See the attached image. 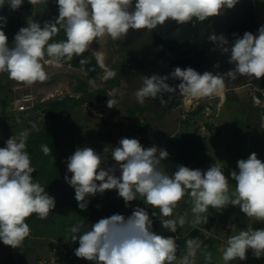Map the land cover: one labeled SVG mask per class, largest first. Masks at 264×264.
Instances as JSON below:
<instances>
[{
  "label": "clouds",
  "instance_id": "9594fccd",
  "mask_svg": "<svg viewBox=\"0 0 264 264\" xmlns=\"http://www.w3.org/2000/svg\"><path fill=\"white\" fill-rule=\"evenodd\" d=\"M6 3L16 11L24 0H0V9ZM28 3L35 8L48 0H28ZM56 3L58 17L45 21L43 26L28 18L27 26L15 34L11 47L3 31L6 18L0 17V74L7 73L9 79L29 87L43 83L50 79L46 65L60 68L64 61L88 51L94 42L103 47L109 39H123L130 30L150 33L167 21L177 25L202 23L218 16L225 8H234L238 0H56ZM60 29L67 39L49 43ZM209 39L229 55L231 69L225 73L205 71L201 74L192 67H175L168 75H141V87L132 94L137 103L144 104L146 99L155 100L160 95V103L164 105L162 94L177 90L199 100L223 91L226 78L235 80L245 76L259 80L264 77V25L255 35L245 32L242 37L236 36L230 46L223 35L213 34ZM92 51L100 66L105 67L103 53ZM45 56L50 59L45 60ZM84 63L86 61L82 60L81 64ZM115 75L114 71L106 70L105 78ZM169 79L179 83L172 86ZM107 104L109 108L114 107L115 101L109 99ZM28 135V130L21 131L0 147V241L14 249L30 235L26 219L33 214L41 220L47 219L56 206L55 198L33 180L36 169L26 151ZM41 149L45 155L51 154L48 145H41ZM106 154L114 165H108ZM168 155L166 149L155 145L145 148L139 139L126 137L120 139L118 147L106 145L103 154L91 147H77L67 158L71 177L65 175L64 179L74 188L81 210H87L88 197L116 190L126 207L139 198L159 209L160 215L167 218L160 220L162 227L173 233L178 225L182 227L187 222L186 214L175 212L185 197L192 205L193 224L207 223L205 214L210 208L222 211L229 205L238 206L250 220L264 222V162L255 152L247 159H239L238 171L230 172L236 182L234 190H230L229 178L221 163L214 162L207 170L178 165L169 175L161 166ZM152 224L148 211L141 207H136L127 218L121 214L101 218L86 230L82 219L69 229L71 242L78 240L79 243L74 254L93 264H174L177 261L178 264H196L197 250L201 246L197 238L186 241L187 254L178 259L176 238L156 234ZM249 250L257 259L264 257V229L241 230L230 236L226 246L220 249L225 264L246 260ZM205 264H212L210 253L205 255Z\"/></svg>",
  "mask_w": 264,
  "mask_h": 264
},
{
  "label": "rangeland",
  "instance_id": "374dc122",
  "mask_svg": "<svg viewBox=\"0 0 264 264\" xmlns=\"http://www.w3.org/2000/svg\"><path fill=\"white\" fill-rule=\"evenodd\" d=\"M253 5L258 27H260L264 25V0H254ZM0 17L6 18V27L3 28V31L7 35L11 47L14 44L15 34L21 27L27 26L28 18H32L43 26L45 21H53L58 17V6L56 0H48V3L38 4L33 8L28 0H24L22 6L13 11L6 3L0 9ZM15 21L19 22V29L12 31ZM151 33L152 36H148L147 39L146 36L150 33L146 30H130L128 35L119 41L109 39L110 59L107 63L108 68L100 67L92 78L115 82L116 75L105 78L106 70L116 73L115 63L123 62L124 65L119 66L120 82L118 86L114 87L119 88V93L114 94V96L112 95L114 88L102 89L99 92L69 75L51 74L47 65L46 70L50 74V79L30 87L9 79L7 73L0 74V110L2 109L4 112L3 119L10 129L17 128L19 133L28 130L27 139L32 140L33 143L35 139L38 143H35L34 154L37 170L36 174L33 175V180L44 186L49 195L56 185L54 164L59 162L60 165H67V158L74 153L77 147H91L98 154H103L106 145L118 147L120 139L135 138L133 131L135 123L129 114V110L134 109V107L145 109L144 112H135V115L141 122L147 121V134L154 133L156 136L155 141L151 134L146 144V137H143L145 148L151 142L159 148L167 149L169 141L174 140L178 134L184 133L195 145H201L207 166L201 167V170H207L214 162L221 163L225 176L230 177L231 171H238L237 161L247 159L253 152L264 162V88L263 90L257 89V80L252 78L244 80V76H238L240 79L235 80L228 79L224 102L218 95H213L199 100L192 99L191 102L187 103L186 98L188 97L180 93L169 108L159 104L160 95L155 100L146 99L144 104L137 103L132 94L141 87L139 77L141 75L151 76V73L145 71L142 65V60L148 54H146L145 49L156 46L158 41V37L154 35L155 32L151 31ZM54 38L55 36L49 43H54ZM140 39L143 40L138 41ZM126 54L130 56L128 59H126ZM48 59L50 58L45 56V60ZM85 73L91 77L88 72ZM61 79L66 80L70 90L64 89L58 94L49 96L48 93L53 91ZM99 93L102 94L101 100L94 102L100 96ZM22 95L32 98L31 109L25 113H18L13 105V99ZM68 97L82 102L79 105L70 106L58 146L56 148L49 146L52 150L51 154L45 155L41 145H47V142L51 141L50 135L55 136L59 130L58 124H53L47 116L49 107L52 102L62 101ZM109 99L115 101L114 107H108ZM160 114L162 116H159ZM33 125H35L34 128ZM173 130L175 133L172 134ZM250 141L253 143V147L247 149ZM224 144L229 146L226 153L222 148ZM53 152L54 156H52ZM106 158L108 165L115 164L110 156L107 157V154ZM161 166L163 168V164ZM116 175H120L119 171L116 172ZM229 182L230 190H234L236 182L231 178H229ZM190 206L192 205L188 197H185L178 203L175 210L184 214ZM136 207L145 208L148 211L153 221L152 225L160 221L153 220L151 213L155 209L146 205L142 199L138 198L132 202L130 207L132 212ZM228 207L222 211H208L205 214L208 216V222L196 224V227L192 223L193 214L187 210V222L180 227L185 236L195 234L194 238L201 242V246L197 250L196 264L205 262V255L208 253L212 256L213 264H216L215 261L218 264H225L220 249L226 246V241L232 236V233L240 232L244 228L243 225L253 229H264V222L248 219L238 206L229 205ZM96 222V218L92 219V222L87 226L90 228ZM186 254L187 250L177 253V257L179 259ZM251 254L253 255L252 251ZM237 262L238 260L229 262V264H237ZM174 264H178V261ZM250 264H264V257L251 259Z\"/></svg>",
  "mask_w": 264,
  "mask_h": 264
},
{
  "label": "crops",
  "instance_id": "0c3cea01",
  "mask_svg": "<svg viewBox=\"0 0 264 264\" xmlns=\"http://www.w3.org/2000/svg\"><path fill=\"white\" fill-rule=\"evenodd\" d=\"M3 113L4 112L1 109L0 147L5 146V142L8 138L19 134V130L17 128L13 127L10 129L8 127L7 122L3 119ZM173 132L174 130L172 131V134ZM253 133L255 132L253 131ZM151 134L152 133H150V135ZM150 135L146 132V136H144L146 137L145 144L148 142L147 139ZM152 137L156 141L154 133L152 134ZM251 144L253 143L250 141L247 145V149H251L253 147ZM151 145H153V143H148V147ZM222 148L224 153H226L228 152L227 148L229 149V146L228 144H224ZM55 174V177H58L56 178V185L50 194V196L55 198V208L49 214L47 219L41 220L37 217L33 221H25L29 225L31 231L30 235L24 240L19 248L14 249L10 246L4 245L3 242L0 241V264H42L45 260L53 259L52 247L59 242H66L75 248L79 247L78 240L75 243L71 242L70 238L72 234L69 229L80 220L83 219L85 221L86 230L88 228L87 225L92 222V219L96 218L98 221L101 218H107L113 214H121L127 218L132 214L130 207L134 201L129 202L130 206L128 205L126 207L124 200L117 196L118 193L116 190H106L103 194L97 193L95 196L88 197L87 199L89 200V203L87 210H81L75 200L74 188L66 183L64 179L65 175H68L69 178L71 177V173L67 170V165H60ZM191 207L192 206L187 209L189 212H191ZM226 208L229 207L227 206ZM187 210L184 214L182 213V215L186 214L187 216ZM212 210L215 209H209V211ZM193 226L196 227V224ZM243 226L245 229L242 228L241 230H247L249 228L247 226L245 227V225ZM194 227L193 229H195ZM238 233L239 231L232 233V235H236ZM251 255V251H248L247 259L243 261L238 260L237 264H250L251 259H255V257ZM215 262L218 264L217 261ZM201 264H205V262H201Z\"/></svg>",
  "mask_w": 264,
  "mask_h": 264
},
{
  "label": "water",
  "instance_id": "95a60500",
  "mask_svg": "<svg viewBox=\"0 0 264 264\" xmlns=\"http://www.w3.org/2000/svg\"><path fill=\"white\" fill-rule=\"evenodd\" d=\"M196 23H198V39L194 40L193 44H187L191 52L189 55L185 54L184 57L181 58L183 59L182 65L178 64V62H174L171 64L170 68L166 70L167 65L163 62L164 55L157 54L154 63H157L158 65L152 67L153 70L155 69V71L160 75H168L175 67H180L181 69L192 67L201 74L205 71H211L213 73H225L233 67L231 64L227 66L229 55L223 53L221 48L217 44L213 43L209 37L213 34L217 36L223 35L229 41L230 46L236 36L242 37L245 32H252L255 35L258 33L259 29L252 0H238V3L234 8H225L218 16L211 17L202 23ZM195 31L196 29H194V32ZM93 56L97 61L96 55L93 54ZM128 58L129 55L127 54L126 59ZM181 59L177 58V60ZM197 59L198 70L196 68ZM217 64L219 67H215ZM98 65L100 66L99 63ZM122 65H124L123 62L115 63L116 81L113 83L107 82L106 80H97L89 77L87 73L77 68V72L68 75L71 78L85 83L94 89L108 90L118 86L121 76L119 66ZM252 79L256 80L255 78ZM260 79L264 80V77ZM168 83L172 86H175L177 83H179V81L169 79ZM162 97L167 98L169 102H173L176 96L174 93H165ZM152 231L164 237H174L177 239L176 232L173 233L164 229L161 225V221L152 225Z\"/></svg>",
  "mask_w": 264,
  "mask_h": 264
},
{
  "label": "trees",
  "instance_id": "16d2710c",
  "mask_svg": "<svg viewBox=\"0 0 264 264\" xmlns=\"http://www.w3.org/2000/svg\"><path fill=\"white\" fill-rule=\"evenodd\" d=\"M19 22L15 21L13 30L15 31L19 29ZM66 34L63 29H60V31L55 35L54 42H61L66 40ZM84 60L86 63L81 64V61ZM64 65H71L74 68L80 69L84 72H88V74L93 77L100 69V66L98 65L96 59L94 58L93 54L91 53L90 50L86 51L83 53L81 56H74L71 61H64ZM81 83V82H80ZM97 91H101L96 89ZM100 96H98L97 99L94 100V102H99L101 100L102 94L99 93ZM82 101L76 100L75 98L68 97L62 101H55L52 102L50 105V109L48 110L47 116L52 120L53 124H58L59 130H57V133L55 136L50 135V140L47 142V145L50 147L56 148L58 146V141L60 135L63 133V126L65 124V120L68 114V110L70 106L72 105H79ZM145 109L143 108H132L129 110V114L132 117V120L135 123V126L133 128L135 138L139 139L140 143L143 145V137L146 134L147 131V121L144 123H141L139 119L136 117L135 112H143ZM54 112H57V114H54ZM32 139H34L32 137ZM34 143L32 140L27 139L26 141V148L27 152L29 153L30 160H31V165L37 170V162L35 159V143L36 140L34 139ZM38 144V143H37ZM167 152H168V158L164 161H162L164 171L171 175L172 173L175 172L177 169L178 165H184L188 166L190 168L195 167V169H200L201 167H207L205 158H204V153L202 152L201 145H195L193 141L190 140L189 136L186 134H178L174 140H171L168 142V147H167ZM54 152L52 156H54ZM51 156V157H52ZM60 163L56 162L53 170L57 171L59 168ZM36 171L32 174L35 175ZM56 175V174H55ZM58 176H56L57 178ZM155 212L156 215H152V213ZM151 213V216L153 220L159 221L162 219H167L165 217H162L159 213V209H155ZM176 213L180 214L178 211L175 210ZM37 216L33 214L31 217L27 218V221H33ZM194 233V232H193ZM178 239L176 240L178 247L177 253L179 252H185L187 250L186 247V241L190 238H194L195 234H190V235H184L182 233L181 227L177 226V231H176ZM67 264H92L91 261H87L85 259H81L76 257L73 261L67 263Z\"/></svg>",
  "mask_w": 264,
  "mask_h": 264
},
{
  "label": "flooded vegetation",
  "instance_id": "af4514ba",
  "mask_svg": "<svg viewBox=\"0 0 264 264\" xmlns=\"http://www.w3.org/2000/svg\"><path fill=\"white\" fill-rule=\"evenodd\" d=\"M197 26H198V23L196 22H191V23L184 24V25H177L174 21H167L164 25L158 26L156 29L152 30L155 32L154 35L158 37V41H157L156 46H152L151 48L145 49L146 54L147 53L148 54L145 57V59L143 60L141 59L144 63V64L142 63V65L145 68V71L151 73V75L158 74V72H156L155 69L153 70L152 68L158 65L157 63L156 64L154 63V61L156 60L155 57H157L156 56L157 54L164 55L163 62L164 64L167 65L166 70H168V68H170L171 64L174 62H178V64L182 65L183 59L181 58H183L185 54L189 55L191 52L187 44L188 43L193 44L194 40L198 39ZM194 29H196L195 32H194ZM148 36H152V33L150 32V34L146 36L147 39H148ZM141 40L143 39H140L138 41H141ZM177 58H180L181 60H177ZM196 63H197L196 68L198 70V59ZM228 65L230 64L227 63V66ZM238 78L240 79V77ZM179 94L180 92L178 90L174 92V95L176 97ZM163 99L166 101L164 105L168 106L169 108L172 102H169L167 98H163ZM134 108H138V107H134ZM159 116H162V115L160 114ZM141 123H144V122H141ZM251 145L253 146V144Z\"/></svg>",
  "mask_w": 264,
  "mask_h": 264
},
{
  "label": "bare ground",
  "instance_id": "6f19581e",
  "mask_svg": "<svg viewBox=\"0 0 264 264\" xmlns=\"http://www.w3.org/2000/svg\"><path fill=\"white\" fill-rule=\"evenodd\" d=\"M252 2L254 3V0H252ZM97 45V46H96ZM93 50H98V51H101L103 53V62H104V65L105 67L103 68H108V61H109V57H110V52H109V40L106 44L103 45V47H101L100 44H97V43H93L90 47V50L92 51ZM93 52V51H92ZM47 69L48 71L51 73V74H58V75H62V76H65V75H68V74H72V73H75L77 72L75 68H73L71 65H64L60 68H57L55 67L54 65H47ZM62 78V77H61ZM244 80H247L248 77H243ZM243 81V80H242ZM228 78L225 79V88L223 91H221L220 93L216 94L218 95L219 97H221L222 99V102H224L226 100V96H225V93L227 91V88H228ZM68 83L66 82V80H63L61 79L60 82L57 83V85L54 87L53 91H50L48 93L49 96H53L55 93L58 94V92H62L64 91V89L66 91H69L70 89L68 88L69 86L67 85ZM256 84H257V89H261L263 90L264 88V80L262 79H259L256 81ZM240 88V87H239ZM238 88V89H239ZM241 89V88H240ZM112 95L114 96V94H117L119 93V88H114L113 91H112ZM186 102L189 103L191 102V100L193 98L191 97H188L186 98ZM256 101H258V99H256Z\"/></svg>",
  "mask_w": 264,
  "mask_h": 264
},
{
  "label": "built area",
  "instance_id": "2783aa9c",
  "mask_svg": "<svg viewBox=\"0 0 264 264\" xmlns=\"http://www.w3.org/2000/svg\"><path fill=\"white\" fill-rule=\"evenodd\" d=\"M32 98L30 96H16L13 105L18 113H25L31 109ZM76 248L66 242H59L52 247L53 259L44 261L42 264H67L77 256L74 254Z\"/></svg>",
  "mask_w": 264,
  "mask_h": 264
}]
</instances>
